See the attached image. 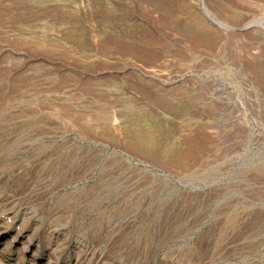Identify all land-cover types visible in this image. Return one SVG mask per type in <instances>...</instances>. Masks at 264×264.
I'll return each mask as SVG.
<instances>
[{"label": "rangeland", "instance_id": "374dc122", "mask_svg": "<svg viewBox=\"0 0 264 264\" xmlns=\"http://www.w3.org/2000/svg\"><path fill=\"white\" fill-rule=\"evenodd\" d=\"M0 203L85 264H264V0H0Z\"/></svg>", "mask_w": 264, "mask_h": 264}, {"label": "bare ground", "instance_id": "6f19581e", "mask_svg": "<svg viewBox=\"0 0 264 264\" xmlns=\"http://www.w3.org/2000/svg\"><path fill=\"white\" fill-rule=\"evenodd\" d=\"M204 10L206 11V14H210L206 5ZM228 27L230 28V26ZM29 220L30 219L27 217L26 213L22 211L13 213L3 207V204L0 203V242L6 240L3 252L11 251L14 246H19L17 249L18 259L15 264H22L26 257L30 258L31 264H36L45 253L48 255V260L43 264H69L70 262H73V264L86 263L84 262L86 255H84L82 250H79L80 247L76 252H73V254H65L64 245L53 248L52 241L44 243L41 241V243L37 245V249H34L35 247L32 246L34 237L30 236L27 241H25V238L23 237L27 233ZM16 221L18 229L16 233L9 235L7 231L11 225L16 223ZM54 236H57V234L55 233ZM63 257L65 258L64 260L62 259Z\"/></svg>", "mask_w": 264, "mask_h": 264}]
</instances>
